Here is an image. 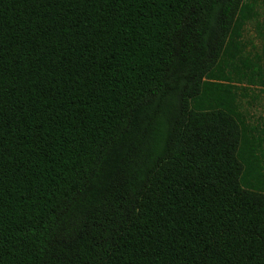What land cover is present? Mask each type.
<instances>
[{
  "label": "trees",
  "instance_id": "1",
  "mask_svg": "<svg viewBox=\"0 0 264 264\" xmlns=\"http://www.w3.org/2000/svg\"><path fill=\"white\" fill-rule=\"evenodd\" d=\"M264 0H0V264H264Z\"/></svg>",
  "mask_w": 264,
  "mask_h": 264
},
{
  "label": "rangeland",
  "instance_id": "2",
  "mask_svg": "<svg viewBox=\"0 0 264 264\" xmlns=\"http://www.w3.org/2000/svg\"><path fill=\"white\" fill-rule=\"evenodd\" d=\"M242 41L247 51L260 50L264 44V8L259 7V17L246 25ZM243 104L251 119L264 126V92L259 93L258 100L252 106H248L245 102Z\"/></svg>",
  "mask_w": 264,
  "mask_h": 264
}]
</instances>
